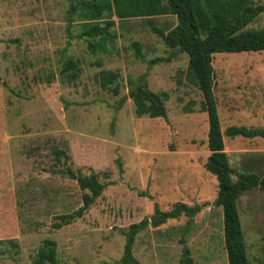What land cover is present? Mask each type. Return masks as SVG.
I'll list each match as a JSON object with an SVG mask.
<instances>
[{"label": "rangeland", "instance_id": "rangeland-1", "mask_svg": "<svg viewBox=\"0 0 264 264\" xmlns=\"http://www.w3.org/2000/svg\"><path fill=\"white\" fill-rule=\"evenodd\" d=\"M70 1L0 0V264H34L46 239L55 242L59 264H123L129 226L156 205L169 210L178 202L203 205L190 230L184 235V214L150 224L137 233L134 256L141 264H179L184 236L193 264H229L223 208L214 202L219 184L205 167L204 98L186 79L188 54L168 59L171 49L149 22L167 32L176 15H115V41L93 53L78 36ZM248 28L264 29V12ZM69 58L81 60L71 81L61 72ZM213 66L233 178L263 176L264 137L226 129L264 128V50L218 52ZM102 70L118 72L119 93L101 85ZM142 74L150 89L168 94L166 118L136 115L128 79ZM56 148L71 155L77 172H96L106 185L83 216L62 227L55 226L59 215L82 205L83 190L52 172L60 167ZM238 206L250 264H264V189L243 192Z\"/></svg>", "mask_w": 264, "mask_h": 264}, {"label": "trees", "instance_id": "trees-1", "mask_svg": "<svg viewBox=\"0 0 264 264\" xmlns=\"http://www.w3.org/2000/svg\"><path fill=\"white\" fill-rule=\"evenodd\" d=\"M264 12V0H71L69 13L81 20L80 38L88 42L89 50L93 53L107 50L108 43L115 41L117 32L113 30L117 15L119 18L152 17L173 13L177 17L174 27L164 32L149 20L154 31L162 36L166 45L171 49L168 59L180 53H187L189 64L186 79L196 84L202 92V110L208 113L209 131L208 147L211 151L205 167L218 180L219 190L215 204L222 206L224 215V236L229 264H250L246 248V240L239 212V198L243 192L255 187L264 189V175L254 172H244L233 178L234 169L230 164L225 150L224 134L215 95V69L213 56L218 52H242L264 50V29H251L248 25ZM136 55L143 58L138 42L134 43ZM157 59H153L156 62ZM80 59L69 58L64 62L62 74L69 81L75 80L80 70ZM101 85L109 87L114 93H119V74L112 70H102ZM129 96L135 104L138 117H167L166 92H155L149 88L146 74L137 78H129ZM114 84V86H112ZM191 108L186 110L191 111ZM226 132L229 136L264 137V128L230 125ZM55 163L60 165L52 168L53 173H60L77 180L82 194V205L68 213L59 215L60 221L56 227H62L81 217L102 194L106 185L98 173L83 174L77 172L70 164L71 155L65 149L54 150ZM203 205H189L184 202L176 203L169 210H161L157 205L155 212L139 222L132 223L126 232L127 241L122 256L123 264H141L134 256L133 244L137 233L148 225L159 226L168 219L178 218L182 214L191 221L201 211ZM184 244L179 264H193L191 249ZM55 242L46 239L34 259V264H59Z\"/></svg>", "mask_w": 264, "mask_h": 264}]
</instances>
